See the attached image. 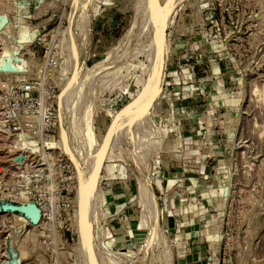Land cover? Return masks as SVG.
I'll return each instance as SVG.
<instances>
[{"label":"rangeland","instance_id":"obj_1","mask_svg":"<svg viewBox=\"0 0 264 264\" xmlns=\"http://www.w3.org/2000/svg\"><path fill=\"white\" fill-rule=\"evenodd\" d=\"M16 102L56 120L54 178L26 186ZM90 225L100 264H264V0H0V264H92Z\"/></svg>","mask_w":264,"mask_h":264},{"label":"built area","instance_id":"obj_2","mask_svg":"<svg viewBox=\"0 0 264 264\" xmlns=\"http://www.w3.org/2000/svg\"><path fill=\"white\" fill-rule=\"evenodd\" d=\"M23 87L24 91L27 93L34 92V88L31 83H26ZM20 112L24 113L21 116V120H19ZM3 118L5 125H9L10 132H12L13 137L24 138L26 135L24 131L26 130L34 137H37V142L34 143L33 146H39L40 143L41 146L37 147V149L41 148L42 151L46 152V157L42 156L39 150L35 153L28 152L26 157L17 162V164L24 168L22 172H25L26 174L25 179L23 178L26 186L29 183L36 181L37 177L47 178L52 176V178H54L55 173L59 169L57 166V158L58 155H60V149L59 147H56V145L48 146L45 144V137L54 134L53 132L57 128L56 120L53 119V117L46 116L45 113L41 114V111L38 114H35L32 107L29 108L27 105H20L19 102L14 103L11 107L6 109L3 112ZM52 142H55L54 137L52 138L51 143ZM64 153L67 154L65 150ZM32 198L33 197L29 200ZM34 201L41 206V209H43L41 201L37 199H34ZM42 214L44 215L43 210Z\"/></svg>","mask_w":264,"mask_h":264},{"label":"water","instance_id":"obj_3","mask_svg":"<svg viewBox=\"0 0 264 264\" xmlns=\"http://www.w3.org/2000/svg\"><path fill=\"white\" fill-rule=\"evenodd\" d=\"M167 24V23H165ZM167 27L164 26V31L162 34V37L159 41V61H158V67H157V72L155 74V79L153 82V87L151 91V95L148 99L147 103V109L152 108L153 105L156 103L160 92L162 90V81H163V76L165 72V66H166V46H165V40H166V34H167ZM69 31H70V40H71V45L73 48L76 47V39L74 35V26L73 23L70 24L69 26ZM117 121V117L114 119V121L111 123L109 132L107 134V137L104 139L102 147L104 149H107V147L110 144V139L109 136L111 135L114 124ZM80 201V209L82 211V218H83V223L84 225L88 226V218L86 215V212L84 211V196L83 194L80 195L79 197ZM5 209H10L12 211H19L20 213H24L26 217H28L33 223H38L41 217V209L36 203H21V204H9L5 205ZM89 251H90V258L92 261V264H100L97 253H96V247H95V242H94V237H93V226L90 225V233H89Z\"/></svg>","mask_w":264,"mask_h":264},{"label":"bare ground","instance_id":"obj_4","mask_svg":"<svg viewBox=\"0 0 264 264\" xmlns=\"http://www.w3.org/2000/svg\"><path fill=\"white\" fill-rule=\"evenodd\" d=\"M10 52H11L10 49H8V50L5 51V53H7L8 55L10 54ZM6 66H7V65H6ZM11 201H13V200H11ZM13 202H18V203H22V204L25 203V204H26V203H28L29 201H28V202L13 201ZM13 213H18V212H13ZM19 214H21V213H19ZM22 215H23V214H22ZM24 216H25V215H24ZM27 218H28V217H27ZM29 221H30V220H29Z\"/></svg>","mask_w":264,"mask_h":264},{"label":"crops","instance_id":"obj_5","mask_svg":"<svg viewBox=\"0 0 264 264\" xmlns=\"http://www.w3.org/2000/svg\"><path fill=\"white\" fill-rule=\"evenodd\" d=\"M113 238H115V242H116L117 244H118V242H120V241H119V238H120L119 236H117V237H116V236H113ZM118 245H119V244H118Z\"/></svg>","mask_w":264,"mask_h":264}]
</instances>
